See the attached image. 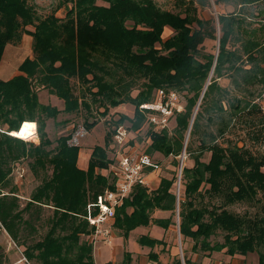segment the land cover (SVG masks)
Here are the masks:
<instances>
[{"label":"trees","instance_id":"trees-1","mask_svg":"<svg viewBox=\"0 0 264 264\" xmlns=\"http://www.w3.org/2000/svg\"><path fill=\"white\" fill-rule=\"evenodd\" d=\"M30 1L0 0V62L7 44L20 41L23 33L34 38V55L21 63V73L0 79V231L24 247L27 262L21 264H95L89 240L94 228L88 218L98 212L99 196L115 189L118 181L100 172L112 163L109 134L104 145L92 148L87 169L78 165L80 146L69 143L73 133L54 144L40 122V143L17 136L25 122L34 123L35 110L51 117L62 111L40 103L41 88L63 99L67 113L85 109L92 116L95 104L106 115L110 107L133 104L134 115H120L111 136L124 121L133 130L145 122L154 126L147 115L156 112L141 105L156 103L159 92L164 103L171 95L185 96L183 108H173L174 131L150 128L152 142L145 151L172 155L175 165L184 148L195 155V164L183 168L179 195L177 176L162 177L155 189L137 183L116 209L113 226L128 238L141 226L167 230L177 225L182 241L193 242L194 253L224 251L233 257L257 251L258 264H264V205L263 215L255 217L228 209L262 202L264 155L256 156L235 141L223 145L218 140L239 114L257 107L252 88L264 85V0H176L174 10L156 0H66L72 6L64 17L52 13L43 18ZM220 5L231 9L219 11L216 18L201 13ZM167 28L174 33L165 39ZM208 39L215 42L213 51L205 48ZM226 75L237 94L219 83ZM72 78L82 85L78 94ZM142 79V89L134 96L133 88ZM97 121H86V127ZM196 137L199 148L194 154ZM207 151L209 161L201 160ZM24 161L39 181L25 203L13 178ZM45 208L52 214L42 236L38 233L45 227ZM156 210L170 211L171 216L156 217ZM219 232L223 241L213 240ZM138 242L150 248L165 245L164 239L149 235H141ZM184 262L194 264L186 252ZM0 264H13L1 244ZM174 264H183L182 259L177 256Z\"/></svg>","mask_w":264,"mask_h":264},{"label":"rangeland","instance_id":"rangeland-1","mask_svg":"<svg viewBox=\"0 0 264 264\" xmlns=\"http://www.w3.org/2000/svg\"><path fill=\"white\" fill-rule=\"evenodd\" d=\"M156 1L165 9H175L176 0ZM30 3L33 4L38 16L42 18L52 13H56V15L59 17H64L67 8L72 6V2L66 0H31ZM229 9H231L230 6L220 5L204 9L201 11V13L205 18H210L212 16L216 18L219 11L227 13ZM29 28L33 29L32 26ZM173 33L174 31L172 29L167 28L163 34V38L166 39ZM25 34L27 33H23V36ZM20 42L21 40L18 42L9 43L6 46L0 65L1 68L5 60L6 62H10L8 65L9 73L6 74L5 77L11 73H14L20 66L21 61L27 57L26 55L28 50L25 47L18 46L20 45ZM214 44L215 42L213 40L208 39L206 41L205 48L209 51H213ZM32 55H34V52ZM0 77H2L1 74ZM71 83L74 85V90L78 94L79 87L82 85L79 83L77 78H72ZM142 83L143 79L140 80L133 88L132 94L134 96L137 95L142 89ZM219 83L223 87L228 88L231 92V95L232 91L237 94V91L234 90V86L231 84L230 76H223L219 79ZM252 91L255 94V102L257 107L251 109L250 111L246 110L245 112H242V114H239L234 119L233 125L230 127L228 132L224 136L219 137L218 140L223 145H227L230 141H235L240 146H245L254 155L262 156L264 155V110L262 108L264 106V85H255L252 88ZM238 93L242 95L241 92ZM153 94L156 95V91H154ZM161 97L162 99L165 98L163 93L159 92L157 103H159V99ZM39 101L41 104L50 105L62 111L55 117H51L46 112L43 113L39 110H35L34 113L36 119L35 121L33 120L34 123L27 122V137L23 138L29 142L36 144L40 143L38 131V123L40 122L46 124L45 131L49 138L54 141V144H56V139H58L60 136L72 133L75 135L78 131L84 129L86 134L79 139L80 151L82 152L80 161L83 165L87 163L92 148L97 144L104 145L106 143L105 137L109 134L108 155L112 160V163L109 164L107 170H100V172L106 174L111 180L116 181L120 176V152L122 153L137 150L143 153L148 150L152 142L149 134V130L152 127L154 130H161L166 127L169 129L170 133L173 132L177 125L176 113L173 111V108L177 111L181 110L186 103V98L182 94H176L171 95L167 100L169 106L167 103L162 102L163 107L169 110L168 114L163 113L160 110L158 111L151 109L156 113H149L147 117L148 119L152 120L154 126H152L149 122H145L140 129L133 130L131 128L130 121H124L123 123H120L118 125L119 127H124L128 130L127 139L123 143L118 142L115 138V135L111 136L110 133L116 127L115 121L120 118V115L126 114L131 117L134 115L135 106L133 104L124 103L117 107H110L106 115L103 114L104 107H101V110H103V112H101L99 111V107L97 108V105L93 104L92 108L94 114L90 116L87 114L85 109L77 110L71 113L64 112V100L52 93L48 88H41L39 90ZM152 117L155 118V120L152 119ZM94 120H98L97 124L91 129H88L85 122H93ZM207 127H210V125H207ZM211 129L215 131V125H213ZM34 131L36 136L32 138L34 136ZM188 138L190 139V137ZM192 146L195 150L194 154H197L199 148V139L197 137L195 138ZM193 156L195 155L190 156L185 150V152L183 151V153L177 157L179 164L175 165L172 155L165 156L159 151L152 153L150 157L155 163L158 164V168L150 170L147 169L146 177L149 181V188H157L160 179L164 176L170 178L177 176L178 182L180 181L181 189L183 168L185 166L192 167L195 164V159ZM210 156L211 152L207 151L201 157V160L209 161ZM182 159L183 162L181 170L180 163ZM13 178L15 183H17L20 188L22 202L25 203L33 189L39 184V181L33 179L31 175L28 161H24L18 168H16ZM259 197L262 199L261 203H237L228 206V209L239 214H245L247 212L253 217L256 215L262 216L264 197H262V195H259ZM51 214L52 209L45 208V227L40 229L38 235L42 234L43 236V234H46L48 231V218L51 216ZM154 216L167 218L171 216V212L156 210ZM175 220L179 222L180 218L178 215L175 216ZM112 235L111 241L106 240L103 235H99L97 237L91 235L89 240L90 242H94L93 255L95 264H174L177 256L181 258L183 264H185V252L191 256L194 264H229L230 262L235 264H258L259 262V254L257 251L250 252L246 256L237 254L233 257L226 254L224 251H215L212 254L206 255L203 253H194L191 251L193 242L191 240L186 242L182 241L179 227L177 225H171L167 230L154 224H150L149 226H141L133 230L128 238L124 237L116 228H113ZM141 235H149L154 238L164 239L165 245H157L154 248L142 246L138 242V238ZM83 239L86 238L83 236ZM212 239L223 241V235L219 232L216 234V236H213ZM0 244L1 250L8 261L12 262L13 264L27 262L26 257L23 255L24 247L19 248L6 231H0ZM261 250L264 251V246L261 247ZM151 253L157 254L158 257L156 260L151 256ZM128 256L130 260H128Z\"/></svg>","mask_w":264,"mask_h":264},{"label":"built area","instance_id":"built-area-1","mask_svg":"<svg viewBox=\"0 0 264 264\" xmlns=\"http://www.w3.org/2000/svg\"><path fill=\"white\" fill-rule=\"evenodd\" d=\"M162 97L159 99V103H145L141 107L144 109L160 110L163 113L168 114L169 110L162 105ZM264 110V107H263ZM155 120V118L152 117ZM86 132L81 129L77 134L73 135L69 143L71 145H79L80 137L85 136ZM128 136V130L124 127H119L115 134V138L118 142L123 143ZM120 176L117 181L115 189H107L98 198V212L95 215L89 216V222L94 228L93 236L97 237L103 235L106 240L111 241L112 231L114 228V221L116 216V209L120 207L126 198L130 197L133 186L137 183L149 186L147 179V169L158 168V164L155 163L150 155L145 152L141 153L137 150L130 152H123L120 154L119 159ZM94 244V242H92Z\"/></svg>","mask_w":264,"mask_h":264},{"label":"crops","instance_id":"crops-1","mask_svg":"<svg viewBox=\"0 0 264 264\" xmlns=\"http://www.w3.org/2000/svg\"><path fill=\"white\" fill-rule=\"evenodd\" d=\"M32 37V38H31ZM33 43H34V38H33V36L32 35H30V34H25L23 37H22V39H21V42H20V45H18V46H22V47H25V48H27V50H28V53H27V57H30V58H32L33 57ZM4 56V55H3ZM26 57V58H27ZM25 58V59H26ZM3 59V58H2ZM25 59H23L22 61H21V63L25 60ZM1 62H2V60H1ZM1 62H0V65H1ZM10 64V62H6V60H5V62L3 63V65H2V67L0 68V74H1V76L2 77H0V79H2V78H4V80H8V79H11V78H13L14 76H16V75H18V74H20L21 72L19 71V67H18V69L14 72V73H11L10 75H8L7 77H5L6 76V74H8L9 72H8V70H9V67H8V65ZM21 65V64H20ZM91 150V149H90ZM91 152H92V150H91ZM91 152H90V155H91ZM90 155H89V158H90ZM81 157H82V152L80 151V153H79V159H78V165H79V167L80 168H82V169H87V167H88V162H89V158H88V161H87V163L86 164H81Z\"/></svg>","mask_w":264,"mask_h":264},{"label":"bare ground","instance_id":"bare-ground-1","mask_svg":"<svg viewBox=\"0 0 264 264\" xmlns=\"http://www.w3.org/2000/svg\"><path fill=\"white\" fill-rule=\"evenodd\" d=\"M34 125V124H33ZM28 127V123L27 122H25V124H24V126L23 127H21V129H20V131H19V133H18V135L17 136H21V137H27V131H26V128ZM33 130H34V128H33ZM36 135H35V131H34V136L32 137V138H34Z\"/></svg>","mask_w":264,"mask_h":264},{"label":"water","instance_id":"water-1","mask_svg":"<svg viewBox=\"0 0 264 264\" xmlns=\"http://www.w3.org/2000/svg\"><path fill=\"white\" fill-rule=\"evenodd\" d=\"M188 136H189V133H188ZM184 152H185V148H184ZM182 162H183V159H182V161L180 163L181 170H182ZM179 192H180V181L178 182V195H179Z\"/></svg>","mask_w":264,"mask_h":264}]
</instances>
